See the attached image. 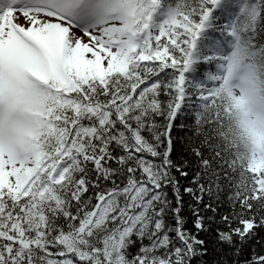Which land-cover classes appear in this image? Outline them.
<instances>
[{"label": "snow or ice", "instance_id": "6c2138e0", "mask_svg": "<svg viewBox=\"0 0 264 264\" xmlns=\"http://www.w3.org/2000/svg\"><path fill=\"white\" fill-rule=\"evenodd\" d=\"M218 34L228 85L264 0H0V264H264V198L220 213L184 139Z\"/></svg>", "mask_w": 264, "mask_h": 264}, {"label": "trees", "instance_id": "16d2710c", "mask_svg": "<svg viewBox=\"0 0 264 264\" xmlns=\"http://www.w3.org/2000/svg\"><path fill=\"white\" fill-rule=\"evenodd\" d=\"M201 73V72H200ZM192 86V83H188ZM220 105V98L213 99L207 107L202 108L198 103H184L180 112L186 119L184 124L185 141L187 147L199 151L202 155L200 163L203 169L204 180L210 189V195L219 197L218 210L220 213L231 211L230 203L240 200L264 198V184L258 187L256 178L264 180V161L261 171L256 176L250 170L251 155L249 147H245L241 139L226 123L224 113L229 111ZM158 117L157 120H162ZM176 149L173 158L183 159L187 155L184 151L182 130L177 126L174 129ZM264 159V153H263ZM190 172L192 170H189ZM181 183L191 185L190 178L181 177ZM192 198L185 193V204L192 203ZM205 202H208L205 196ZM214 206L216 202L213 201ZM211 215V213H208ZM189 219L187 227L191 228V213L186 210Z\"/></svg>", "mask_w": 264, "mask_h": 264}, {"label": "clouds", "instance_id": "9594fccd", "mask_svg": "<svg viewBox=\"0 0 264 264\" xmlns=\"http://www.w3.org/2000/svg\"><path fill=\"white\" fill-rule=\"evenodd\" d=\"M230 81L218 106L229 109L224 113L226 123L247 147L253 131L264 133V55L249 48Z\"/></svg>", "mask_w": 264, "mask_h": 264}, {"label": "rangeland", "instance_id": "374dc122", "mask_svg": "<svg viewBox=\"0 0 264 264\" xmlns=\"http://www.w3.org/2000/svg\"><path fill=\"white\" fill-rule=\"evenodd\" d=\"M218 41H219V43H217V46L212 47L211 51L214 53V55H216L218 57H221L220 56V54H221L222 58H223L225 56V54L228 53V50H224L225 45L221 40H218ZM222 58L218 61H214L213 63L209 64L210 65L209 70L212 72V76L210 79H206L203 81H205V82L208 81L209 83H211L213 80L218 78V75L220 76L219 69H220V71L225 70L224 67H222V65L224 64V61ZM213 65H218V67L213 68ZM220 66H221V68H220ZM219 79H222V77ZM229 79H230V77H229ZM206 86H208V85L206 84ZM202 87L203 86L200 85L199 88H197L194 92H192V96L199 97V96L203 95L204 92H203ZM262 134L264 135V133L256 132V131H253L251 134L250 141H253V143H254V148H253L254 151H256L257 147L259 146V143L262 139Z\"/></svg>", "mask_w": 264, "mask_h": 264}, {"label": "bare ground", "instance_id": "6f19581e", "mask_svg": "<svg viewBox=\"0 0 264 264\" xmlns=\"http://www.w3.org/2000/svg\"><path fill=\"white\" fill-rule=\"evenodd\" d=\"M22 22V21H21Z\"/></svg>", "mask_w": 264, "mask_h": 264}]
</instances>
